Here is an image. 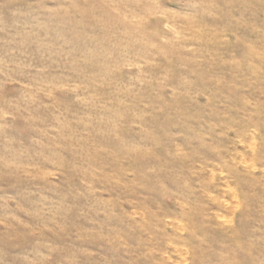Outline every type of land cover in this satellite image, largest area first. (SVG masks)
<instances>
[{
  "label": "rangeland",
  "instance_id": "1",
  "mask_svg": "<svg viewBox=\"0 0 264 264\" xmlns=\"http://www.w3.org/2000/svg\"><path fill=\"white\" fill-rule=\"evenodd\" d=\"M0 264H264V0H0Z\"/></svg>",
  "mask_w": 264,
  "mask_h": 264
}]
</instances>
